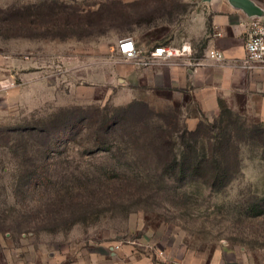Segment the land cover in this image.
<instances>
[{
    "label": "rangeland",
    "instance_id": "rangeland-1",
    "mask_svg": "<svg viewBox=\"0 0 264 264\" xmlns=\"http://www.w3.org/2000/svg\"><path fill=\"white\" fill-rule=\"evenodd\" d=\"M196 1L0 0V264H264V113L123 80L118 40L186 33ZM215 119L228 180L163 166V130L183 158Z\"/></svg>",
    "mask_w": 264,
    "mask_h": 264
},
{
    "label": "crops",
    "instance_id": "crops-1",
    "mask_svg": "<svg viewBox=\"0 0 264 264\" xmlns=\"http://www.w3.org/2000/svg\"><path fill=\"white\" fill-rule=\"evenodd\" d=\"M256 19L264 21V8L254 0H197L187 26H183L186 33L168 38L161 35L151 41L133 37L142 52L164 43L176 50L185 45L191 52L151 66L124 58L123 80L131 87L188 88L205 111L218 110L220 100L230 107L243 100L249 111L264 113V68L242 66L248 26ZM212 49L223 51L225 60L209 58Z\"/></svg>",
    "mask_w": 264,
    "mask_h": 264
},
{
    "label": "trees",
    "instance_id": "trees-1",
    "mask_svg": "<svg viewBox=\"0 0 264 264\" xmlns=\"http://www.w3.org/2000/svg\"><path fill=\"white\" fill-rule=\"evenodd\" d=\"M3 21H9L10 16H4L1 18ZM226 103L220 100V108L223 109ZM223 112L230 111L226 109ZM221 122V120H219ZM216 119L210 123L203 121L199 122L194 131L188 132L193 143L187 142L186 149L183 158H179L178 154L174 151L175 142L172 137V131L170 129L163 130L159 135V140L163 148L166 151V158L164 160V167H167L170 172L181 173L182 178H186L188 174L203 170L204 173L200 175L203 182L208 183L210 187L217 188L222 185L228 177L224 173V161L221 158L223 149L227 151L231 146L235 132H237L238 123L235 121H229L228 124L223 126L218 124ZM244 127V126H243ZM173 130V129H172ZM251 136L260 143V146L264 147V124H256L251 129ZM202 140L204 146H199L198 142ZM205 153H200L201 150H205ZM179 178V177H176ZM3 229H0V231Z\"/></svg>",
    "mask_w": 264,
    "mask_h": 264
},
{
    "label": "built area",
    "instance_id": "built-area-1",
    "mask_svg": "<svg viewBox=\"0 0 264 264\" xmlns=\"http://www.w3.org/2000/svg\"><path fill=\"white\" fill-rule=\"evenodd\" d=\"M117 49L123 58L134 60L138 65L151 66L161 62H168L172 58L183 53L191 52V47L182 46L176 50L173 47L160 44L153 50L142 52L138 49L133 37H122L118 41ZM246 55L243 59L242 66L248 69L264 68V21L260 19L253 20L249 23L247 37L245 42ZM209 58L215 61H224L223 51L212 49L208 54Z\"/></svg>",
    "mask_w": 264,
    "mask_h": 264
}]
</instances>
